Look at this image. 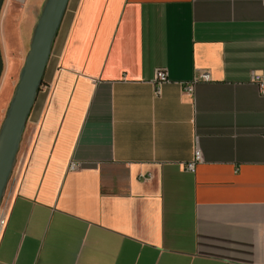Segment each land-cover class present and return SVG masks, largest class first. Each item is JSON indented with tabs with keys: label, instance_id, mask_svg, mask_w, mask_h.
<instances>
[{
	"label": "crops",
	"instance_id": "0c3cea01",
	"mask_svg": "<svg viewBox=\"0 0 264 264\" xmlns=\"http://www.w3.org/2000/svg\"><path fill=\"white\" fill-rule=\"evenodd\" d=\"M43 3L2 6L0 112ZM157 68L170 77L160 94ZM256 71L264 0H69L9 185L0 264H264Z\"/></svg>",
	"mask_w": 264,
	"mask_h": 264
},
{
	"label": "water",
	"instance_id": "95a60500",
	"mask_svg": "<svg viewBox=\"0 0 264 264\" xmlns=\"http://www.w3.org/2000/svg\"><path fill=\"white\" fill-rule=\"evenodd\" d=\"M5 0H0V14ZM69 0H44L5 117L0 126V207L12 178L24 132ZM4 61L0 47V78Z\"/></svg>",
	"mask_w": 264,
	"mask_h": 264
},
{
	"label": "built area",
	"instance_id": "2783aa9c",
	"mask_svg": "<svg viewBox=\"0 0 264 264\" xmlns=\"http://www.w3.org/2000/svg\"><path fill=\"white\" fill-rule=\"evenodd\" d=\"M201 78L204 80H208L209 74L207 72H204L202 74ZM168 81H170L168 70H166L165 68H157L155 71V77L153 80L157 94L161 93V86ZM197 81H198V79L195 78L192 82H185V84L183 85L184 90L186 92H189V93L193 92ZM252 81L258 86L259 90L262 93H264V72H261V71L254 72L253 76H252ZM196 142H197V140H196ZM202 159H203L202 151L199 148L198 144H196L194 156L190 161H188L186 163V165H185L186 169L194 172L196 170L197 164L199 162H201ZM80 166H81L80 162H71L69 167L71 169H75V168H79ZM10 182H11V180H10ZM9 185H10V183H9ZM9 185H8L7 191L5 193V196L3 198L1 207H0V240H1L3 232H4V230L8 224L9 217H10L11 210H12V205H13L12 204L13 199L10 195Z\"/></svg>",
	"mask_w": 264,
	"mask_h": 264
},
{
	"label": "rangeland",
	"instance_id": "374dc122",
	"mask_svg": "<svg viewBox=\"0 0 264 264\" xmlns=\"http://www.w3.org/2000/svg\"><path fill=\"white\" fill-rule=\"evenodd\" d=\"M21 68H22V67H21ZM21 68H20V70H21ZM20 70H19V73H20ZM19 73H18V79H19ZM18 79H17V81H18ZM15 86H16V84H15L14 87H13L12 82H11V83L7 82V83L5 84V86H4V90H3V98H5V100H6V98L9 97V94H10V92H11V90H12V87H13V90H14ZM12 93H13V91H12ZM11 96H12V94H11ZM10 99H11V97H10ZM9 101H10V100H9ZM8 104H9V103H8ZM8 104L6 105V103H5V107H4V109H2V111L0 112V126H1V124H2V121H3L4 117H5V113H6V110H7ZM2 106H4V103H2ZM18 154H19V153H18Z\"/></svg>",
	"mask_w": 264,
	"mask_h": 264
}]
</instances>
